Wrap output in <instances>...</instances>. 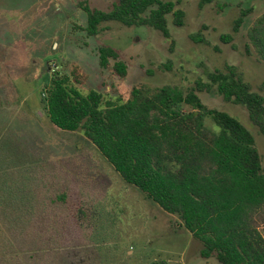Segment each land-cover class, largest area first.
Masks as SVG:
<instances>
[{
    "label": "rangeland",
    "instance_id": "374dc122",
    "mask_svg": "<svg viewBox=\"0 0 264 264\" xmlns=\"http://www.w3.org/2000/svg\"><path fill=\"white\" fill-rule=\"evenodd\" d=\"M80 1L103 11L114 2L0 0V192L18 200L20 209L0 215V264H219L213 257H200V242L177 216L125 183L80 131L54 126L40 99L55 72L71 74L75 69L81 92L100 91L114 101L128 98L138 85L185 91L197 79L204 80L206 72L226 65L234 66L251 90L264 97V62L250 41L264 0H214L204 6L199 0H178L183 22L174 25L173 15L167 16L168 38L153 27L118 21L102 22L96 36L84 38L74 29V24L86 23ZM247 8L250 12L233 31L234 20ZM225 33L232 37L228 43L220 39ZM192 34L203 41H193ZM98 45L117 51L127 67L125 77L99 68ZM198 96L251 132L264 173V136L246 109L215 92ZM205 122L212 127L210 118ZM55 192H68L67 200L86 201L92 211L86 210L81 224H64L67 211L59 205L57 228L44 230L43 203ZM260 232L264 238V223ZM44 233L59 240L45 247ZM29 246L36 249L27 250Z\"/></svg>",
    "mask_w": 264,
    "mask_h": 264
},
{
    "label": "trees",
    "instance_id": "16d2710c",
    "mask_svg": "<svg viewBox=\"0 0 264 264\" xmlns=\"http://www.w3.org/2000/svg\"><path fill=\"white\" fill-rule=\"evenodd\" d=\"M213 1L199 0V5ZM178 3L114 0L109 10L103 11L80 1L78 7L85 12L86 23L74 24V29L84 38L94 37L100 23L118 21L125 26L153 27L168 38L167 16L173 15L174 25L183 22ZM248 12L250 8L240 11L233 31ZM231 38L229 33L220 36L224 43ZM191 39L203 41L199 34H192ZM250 41L264 62V12L250 29ZM95 51L101 70L126 76V64L113 47L98 45ZM79 83L75 69L71 74L52 73L40 101L54 126L80 131L125 183L177 216L180 225L200 242V257H213L219 264H264L260 232L264 173L253 135L234 116L207 107L198 96L201 91L215 92L225 102L244 107L249 121L264 136V97L251 90L234 66L206 72L204 80L197 79L185 91L170 85L153 89L138 85L131 88L128 98L123 95L114 101L106 100L100 91L81 92ZM206 118L212 127L206 125ZM0 196V215L20 210L18 200H8L1 192ZM67 197L68 192H55L50 200H44L40 216L44 230L57 228L59 205L67 211L64 224H81L86 210L92 211L86 201ZM21 211H25L24 204ZM43 240L45 247H50L59 239L44 233ZM33 249L29 246L27 250Z\"/></svg>",
    "mask_w": 264,
    "mask_h": 264
}]
</instances>
